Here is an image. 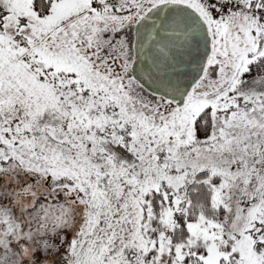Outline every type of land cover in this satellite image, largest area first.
I'll return each instance as SVG.
<instances>
[{
	"label": "snow or ice",
	"instance_id": "snow-or-ice-1",
	"mask_svg": "<svg viewBox=\"0 0 264 264\" xmlns=\"http://www.w3.org/2000/svg\"><path fill=\"white\" fill-rule=\"evenodd\" d=\"M0 264H264V0H0Z\"/></svg>",
	"mask_w": 264,
	"mask_h": 264
}]
</instances>
